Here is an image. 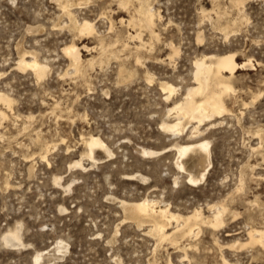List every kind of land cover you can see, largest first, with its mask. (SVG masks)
Returning <instances> with one entry per match:
<instances>
[{"label":"rangeland","instance_id":"obj_1","mask_svg":"<svg viewBox=\"0 0 264 264\" xmlns=\"http://www.w3.org/2000/svg\"><path fill=\"white\" fill-rule=\"evenodd\" d=\"M69 1L75 17L93 21L103 37L102 65L86 63L98 59L100 36H78L59 0H0V91L12 99L0 102V264H264V247L246 243L251 227L264 228V0H147L157 36L143 30V49L128 36L137 27L120 21L138 16V0ZM72 40L97 46L81 50L84 74L62 51ZM171 45L178 49L172 57ZM32 50L47 65L41 78L18 67L20 54ZM228 51L246 63L223 94L228 111L202 123L195 137L196 122L185 120L179 134L162 128L167 108L195 84L194 60ZM165 81L176 88L168 99ZM90 134L113 154L97 149L96 162L84 155ZM202 138L210 140L211 162L190 154L187 169L205 175L188 181L173 144ZM81 158L83 168L70 166ZM142 197L184 215L200 208L210 216L212 204L227 209L221 226L201 224L177 246L125 216L119 200ZM15 228L24 244L12 247L2 234ZM37 252L43 257L35 262Z\"/></svg>","mask_w":264,"mask_h":264},{"label":"bare ground","instance_id":"obj_2","mask_svg":"<svg viewBox=\"0 0 264 264\" xmlns=\"http://www.w3.org/2000/svg\"><path fill=\"white\" fill-rule=\"evenodd\" d=\"M59 1L62 7L63 14L68 16L69 21L72 27L75 28L76 34L78 36H90L93 34L100 36L98 43V59L92 56L87 59L86 63L91 67H93L96 62H98L99 65H102L106 55L105 51L109 49H107V45H105L103 37L99 35L94 22L87 18H83L81 20L77 19L72 9L70 8L73 3L69 0ZM118 1L120 4L125 6L129 0ZM138 1L139 5L135 7V11L138 12V16L132 15L127 20L120 18V21L122 23L126 22V25L137 27L136 32L129 33L128 36L132 39H138L140 41V44L136 46L137 49H140L148 45L149 43V41L143 38V30H147L149 32L150 39L154 36H157V33H155L153 29L154 20L156 18L155 11L152 9V6H149L147 0ZM220 14L221 13H218V16H220ZM112 27L113 24L111 22L110 28ZM227 27H229L228 24ZM122 45L126 48L128 46V43L123 41ZM83 48L86 50H91L93 48H97V46H89L87 44H82L81 46H79V44L75 40H72L69 44H65L62 47V51L65 56L69 59V64L72 66V69L75 73H85L83 71V62L85 61H83L81 55V50ZM32 52L33 50L30 54L32 56H29V54L26 55L27 51L20 54L19 60L17 62L18 67L30 68L37 78H41L46 73L47 65L42 63L41 60L39 61L36 56L37 54L33 55ZM176 53H178L177 47L171 45V52L169 56L172 57ZM137 60H140V56H137ZM193 64V81L195 82L194 86L187 87L186 92L182 95V97L179 100H175L173 105L167 108V118L163 119L161 122V127L171 131L173 134H179L183 131L185 120H187L188 123L196 122V124L191 128L190 137H195L202 133L203 130L200 127L202 123L214 120L216 117L221 116L224 112L228 111L227 107L223 102V94L233 90L232 82H230V80H232L231 77L235 75L239 67H243V65L246 66V63L237 61L236 53L234 51H228L222 54H205L199 58H196ZM125 70L126 68L124 64H120L118 68V73L120 75H123L124 77V75L126 74ZM129 74L131 75V73ZM160 86L162 87L163 92L167 93L165 96L166 99H168L170 95L176 90L174 85L166 81L162 82ZM197 94H200L199 99L195 97ZM11 101L12 99L7 94L0 91V102H3L4 104L9 106L11 104ZM4 116V111L0 109V117ZM168 118H171V120H169ZM210 123L215 124L216 120L211 121ZM83 141L87 149L84 155L88 156L95 162L98 159L96 157L97 149L104 150L105 154L109 156L113 154L110 147L99 135L90 134L88 137H84ZM173 146L176 148L177 153L175 165L179 169L184 170L185 172L187 171V180L197 182L200 181V179L204 178L205 171L201 172L200 176L195 174L196 171L194 173L187 169L184 159L186 160V158L190 154H199L201 155L200 163H202L203 165L209 164L211 162L210 140L202 138L187 143L173 144ZM167 149L168 147H165L160 150L144 148L142 151L144 154H154L163 153ZM42 157L45 158L46 155L44 154L42 155ZM82 158L73 161L70 166H79L83 168L84 165L82 162ZM128 175L134 176L137 174L132 173ZM139 176L140 178H147L142 174H139ZM54 179L57 183H60L61 177H55ZM174 182L177 183L178 180L175 179ZM240 182H242V179H240ZM68 187L69 184L67 185V188ZM119 202L120 206L126 213V217H129L132 220L134 219L139 225L143 224L144 222H148L149 228L147 232L152 234L154 238H156L160 242L169 241L171 244L178 243L177 246L179 245L178 240L180 237L188 236L192 233H195V228L199 227L201 224H209L214 228L221 226L224 222L223 215L227 209L226 205L223 203L212 204L210 207L213 208V212L211 211L212 214L210 216L204 215L202 209L200 208H194L189 213L184 215L177 212H173L167 204L162 206L160 204V201L155 198L142 197L136 200L120 199ZM173 221H175V226L171 230L168 227ZM248 239L249 240L246 243H260V245L264 247V228L251 227L248 230ZM22 240L18 228L8 229L2 234V241L12 247L15 245L24 244ZM63 247L64 246L62 245V243L59 242L58 250L60 251V249ZM42 252H37L35 254V262L39 261V259L43 257ZM168 264H171V262L169 261Z\"/></svg>","mask_w":264,"mask_h":264}]
</instances>
